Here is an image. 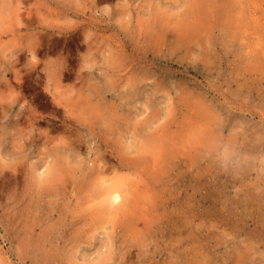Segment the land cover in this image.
<instances>
[{
	"label": "rangeland",
	"instance_id": "1",
	"mask_svg": "<svg viewBox=\"0 0 264 264\" xmlns=\"http://www.w3.org/2000/svg\"><path fill=\"white\" fill-rule=\"evenodd\" d=\"M199 1L215 18L200 33L195 0H0V264H264V0L258 45L226 0ZM223 145L242 168L221 166ZM122 153L146 168L116 173ZM57 155L68 177L48 196ZM111 168L141 211L98 214Z\"/></svg>",
	"mask_w": 264,
	"mask_h": 264
},
{
	"label": "bare ground",
	"instance_id": "2",
	"mask_svg": "<svg viewBox=\"0 0 264 264\" xmlns=\"http://www.w3.org/2000/svg\"><path fill=\"white\" fill-rule=\"evenodd\" d=\"M196 2L195 3H197V4H194L193 5V9H192V11H191V13L193 14V15H195L196 16V22H192V20L191 21H189V22H192V23H194L193 25H195L196 27H200V30H198V28H195L194 27V29H197V32H206L207 30L208 31H210L211 30V28H214L213 27V23L215 22V21H211V20H215V18H212V15L211 14H209L208 13V10L209 9H206V8H204V6L203 5H201L200 4V1L199 0H195ZM201 1H203V0H201ZM211 1V2H210ZM214 1H216V0H214ZM214 1L213 0H209V3H207V4H212V6H211V8L213 7H215V5H217V7L219 6L218 5V1H217V3H214ZM250 1H253V0H226V7H227V10H228V14L229 15H231V19H233L232 20V22H231V24L232 23H234V21L236 22V27H234V29H236V28H239V29H246V31L248 30V28H251L252 30H253V33L254 34H259L260 33V30H258L257 28H256V26H254V24H253V26L252 25H249V19L251 20L252 18H254V15L253 14H251L252 12H251V10L250 11H248V9H250ZM194 2V1H193ZM224 2V1H223ZM192 3V2H191ZM202 3V2H201ZM225 3V2H224ZM224 3H223V5H224ZM200 4V5H199ZM192 5V4H191ZM210 5H209V7H210ZM207 7H208V5H207ZM192 8V7H191ZM253 8V7H252ZM210 11V10H209ZM213 11V10H212ZM249 14L250 13V15L248 16V15H246V14ZM190 14V13H189ZM188 14V15H189ZM223 14H221L220 15V19H222V16ZM252 15V16H251ZM229 18V17H228ZM257 18V19H256ZM256 18H254L255 20H254V23L256 22V21H258V23L260 22L258 19H259V16L258 17H256ZM195 19V18H194ZM185 20V19H184ZM230 20V18L229 19H227V21H229ZM187 20H185L184 21V23L186 22ZM226 21V20H225ZM225 21H223L224 23H225ZM231 21V20H230ZM188 22V25L190 24ZM223 22H220V23H222V24H224ZM251 22H252V20H251ZM210 23H212L211 24V27L209 28L207 25H209ZM185 26H187V24H184ZM191 25V24H190ZM226 25L227 26H232V25H230V23L229 22H226ZM225 27L226 26H224L223 25V28L225 29ZM181 28H183V27H181ZM181 28H179V30L181 29ZM185 28V27H184ZM190 30L189 28H187L186 27V29L185 30ZM178 30V31H179ZM187 30V31H188ZM226 31H228L227 29H225V33H226ZM259 31V32H258ZM177 32V31H176ZM182 32H185V31H181V34H182ZM196 32V33H197ZM236 31H234V33H235ZM187 33V32H186ZM195 33V32H194ZM199 33H197V35L199 34ZM233 33V34H234ZM241 33H242V30H241ZM245 33V32H244ZM252 33V32H251ZM176 34H179L178 32L176 33ZM183 34H185V33H183ZM191 34H193V33H191ZM236 34V33H235ZM186 35V37H187V34H185ZM194 35H196V34H194ZM192 36L193 37V39L195 38V36ZM227 35V34H226ZM262 32L259 34V35H256V37L254 36L252 39L254 40V39H256V40H258V41H253L254 43H255V45L257 44V43H259V41L260 40H262ZM180 36V35H179ZM261 36V37H260ZM185 37V38H186ZM189 37V38H188ZM186 39L184 38V35H183V37L181 36V38H180V43L182 42V40H189V39H192L191 38V35L190 36H188ZM176 38V37H175ZM192 39V40H193ZM177 40V39H176ZM178 41V42H179ZM190 41V40H189ZM188 41H184V43H187ZM193 42V41H192ZM202 42V41H201ZM201 42H199L200 43V45H202L201 44ZM183 43V44H184ZM193 44V43H192ZM191 44V45H192ZM185 45V44H184ZM187 45V44H186ZM199 44H198V46H200ZM252 45V44H251ZM250 45V46H251ZM258 45V44H257ZM260 45V44H259ZM203 46V45H202ZM201 46V47H202ZM192 48H195V46L193 47V46H191ZM201 47H200V49H201ZM204 47V48H203ZM202 48H203V50H201V51H203L204 52V49H205V46H203ZM253 48V47H252ZM251 48V49H252ZM198 48L196 47V49H195V51H198L197 50ZM206 51H207V48H206ZM201 54V53H200ZM207 115H205V117H206ZM209 117V115L206 117V119ZM208 119H210V117L208 118ZM167 133H169V132H167ZM159 134H161V133H159ZM122 135V134H121ZM169 135V134H168ZM116 136V135H115ZM148 136V135H147ZM153 136V135H152ZM151 136V137H152ZM156 137L158 136V135H155ZM155 136L153 137V139H156L155 138ZM159 138L161 137V136H158ZM157 137V139L159 140V142L157 143V141L156 140H153V142H152V140H150V142H152V143H154V141H156L155 142V144H153V146L151 147V149L149 148V147H147L146 145H145V143L143 144L145 147H146V150L148 151L149 149H150V152H152V153H150L151 154V161L152 162H154L155 164H152V163H148L150 166H149V168L150 167H153V166H155V168H156V170L158 169L159 171H157V172H160V174H162L161 172H167V170H168V168L166 167V163H164L165 162V153H163V144H165L164 143V141H165V139L168 141V143L170 142V140H168L167 138L168 137H166L165 139H164V141H163V138H162V140L160 141V139ZM163 137V136H162ZM148 138V137H147ZM150 138V137H149ZM170 138H171V136H170ZM114 139V138H113ZM152 139V138H151ZM172 139V138H171ZM115 140V139H114ZM123 141V140H122ZM121 141V142H122ZM142 141V140H141ZM141 141H139V143L141 142ZM167 141H165L166 143H167ZM102 142V141H101ZM106 142H107V140H106ZM113 142V141H112ZM144 142H146L147 143V141L145 140ZM177 142V141H176ZM176 142H175V144H176ZM141 143H143V141L141 142ZM151 143V144H152ZM104 144V143H103ZM170 144V143H169ZM174 144V145H175ZM179 144V143H178ZM107 145V144H106ZM114 145V144H113ZM120 145H121V143H120ZM124 145H127V143L126 142H124ZM143 145L142 146H140V144L138 145V146H140V147H143ZM172 145H173V142H172ZM173 145V146H174ZM110 146V145H109ZM111 146H112V144H111ZM165 146H166V144H165ZM167 146H169L168 144H167ZM171 146V145H170ZM106 147V146H105ZM122 147V146H121ZM175 147V146H174ZM110 148V147H109ZM119 148H120V146H119ZM149 148V149H148ZM166 148H168V150H169V147H165V149ZM173 148V147H172ZM98 149V148H97ZM106 149V148H105ZM116 149V148H115ZM121 149L122 148H120L118 151V153H120V151H121ZM171 149V148H170ZM174 149V148H173ZM110 150H111V148H110ZM144 151H145V153L147 152L145 149H143ZM175 150H176V148H175ZM166 151H167V149H166ZM165 151V152H166ZM122 152V151H121ZM123 152H124V148H123ZM172 152V151H171ZM173 152H175V151H173ZM172 152V153H173ZM112 153V152H111ZM114 153V152H113ZM112 153V154H113ZM141 154V157H142V152H140ZM144 153V152H143ZM171 153V154H172ZM98 154V153H97ZM123 154V153H122ZM127 154V153H126ZM131 155H132V153H130ZM59 155V154H58ZM58 155H57V160L56 161H59V163L58 164H60V162L62 161H60V160H58V159H60V158H58ZM101 155V154H100ZM116 155V154H115ZM118 155V159L117 160H115L114 159V157H113V159L115 160V163L113 164V162H111V165L110 164H108V167L109 166H113V167H115V168H113V170L115 171L116 170V166L118 165L119 166V168L121 167V171H123L122 169L124 168V167H129V169L131 170V171H136V168H144L145 166L143 165V166H141L142 164H143V160L141 161V159L139 158V159H137V160H135V159H130V158H132V157H130V158H128L127 156H125L124 154L123 155H119V154H117ZM116 155V156H117ZM128 155H129V153H128ZM145 156L146 155H148V153L147 154H144ZM167 155H168V153H167ZM60 156H61V154H60ZM102 156H103V151H102ZM101 156V158H103ZM105 156V155H104ZM135 156H137V158H138V155H135ZM149 156V155H148ZM64 157V156H63ZM95 157H97V156H95ZM133 157H134V155H133ZM144 157V156H143ZM168 157V156H167ZM65 158V157H64ZM135 158V157H134ZM192 158V160H193V157H191ZM143 159H145V157L143 158ZM170 159H172V158H170ZM65 160H67L66 158H65ZM97 160V159H96ZM108 160V159H107ZM146 160V159H145ZM150 160V159H149ZM55 161V160H54ZM53 161V167H49V168H47V170H46V172H44V176L42 177V179H41V181L42 182H46L47 183V185H46V188L44 187V189H47V192L49 191H53V189H55L57 186H58V184L61 182V181H63L64 179H63V177H65L66 178V176H67V172H68V168H64V165H61L60 164V166L61 167H59L58 165L57 166H55L56 165V162H54ZM69 161H70V159H69ZM68 161V162H69ZM109 161H111V160H109ZM64 162V161H63ZM96 162V161H95ZM94 162V163H95ZM98 162H99V160H98ZM172 161H169V163H171ZM62 163V162H61ZM66 163V162H65ZM106 163V162H105ZM103 164V165H106V164ZM109 163V162H108ZM63 164V163H62ZM96 164H98L99 165V163H96ZM152 164V165H151ZM191 164V163H190ZM51 165V164H50ZM52 166V165H51ZM66 166H69V165H66ZM92 166H93V164H92ZM136 166H138V167H136ZM141 166V167H140ZM99 167H100V165H99ZM98 166H97V168H99ZM104 167V166H103ZM64 168V169H63ZM76 168V167H75ZM146 168V167H145ZM154 168V167H153ZM71 169L73 170L74 168L73 167H71ZM70 169V170H71ZM101 169L103 170V169H105V168H102V166H101ZM129 169H128V171H129ZM165 169H166V171H165ZM91 170V169H90ZM126 170V169H125ZM164 170V171H163ZM74 171V170H73ZM77 171V170H76ZM89 171V170H88ZM92 171V170H91ZM114 171H112V168H111V172L110 173H112V175L110 176V178H108L109 176L107 175V173H106V171H104V173L108 176H106L104 173H102V175H104V176H106V179L104 178V176H102L103 177V179H105L104 180V182L105 183H107V181H108V185L106 186V190H104L105 192H104V195H105V197L104 198H102L101 199V201H100V198H99V202L102 204H100V203H98V204H100L101 206L98 208L97 207V212H98V214L100 213H107V214H116L117 215V211H118V213L119 212H121V211H128L127 210V207L126 206H129V202L131 203L132 201H131V197H130V195L129 194H131V192H133L134 190H132V188H130L132 191L129 193V188L127 187L128 186V183H127V190H125L124 191V186H122V181L121 180H123L121 177H122V175H120V176H117L116 174H115V172ZM117 172L116 173H118V171L119 170H116ZM133 171V172H134ZM140 171V170H139ZM148 171H150V170H148ZM155 171V170H154ZM169 171V170H168ZM71 172V171H70ZM98 172V171H97ZM103 172V171H102ZM133 172H131V173H133ZM142 172V171H141ZM156 172V173H157ZM94 173V172H93ZM96 173V172H95ZM150 173H152V175H155V174H153V172L152 171H150ZM70 174V173H69ZM71 174H73L72 172H71ZM116 175V177H113V175ZM137 174V173H136ZM139 174V175H138ZM137 174V176L136 177H138V176H140V175H143L142 173L140 174V173H138ZM97 176H99L100 175V172H99V175H98V173L96 174ZM133 175H134V173H133ZM151 174H149V176H150ZM162 175H164V174H162ZM70 176H74V174L73 175H70ZM132 176V175H131ZM68 177V176H67ZM94 177H96V176H94ZM101 177V176H100ZM111 177H113V178H111ZM120 177V179H118ZM135 177V176H134ZM153 177V176H152ZM160 177V176H159ZM158 177V178H159ZM97 178V177H96ZM116 178V179H115ZM150 178V177H149ZM69 179V178H68ZM72 179H74V177H72ZM110 179H111V181H110ZM118 179V180H117ZM127 178H125L124 180H126ZM137 179V178H136ZM138 179H139V177H138ZM161 179V178H160ZM67 180V179H66ZM120 180V181H119ZM135 180V179H134ZM103 180H101V182H102ZM110 181V182H109ZM128 181V180H127ZM126 181V182H127ZM44 182V183H45ZM66 182V181H65ZM100 182V183H101ZM63 183V182H62ZM64 184V183H63ZM66 184V183H65ZM64 184V185H65ZM124 185H125V181H124V183H123ZM139 184V183H138ZM148 184V183H147ZM146 184V185H147ZM105 185H103V187H104ZM131 187H134V186H132V185H130ZM129 186V187H130ZM137 188V187H136ZM143 188V187H142ZM73 189V188H72ZM55 191V190H54ZM46 192V193H47ZM49 192H48V196L50 195L49 194ZM71 192V191H70ZM78 193V192H77ZM129 193V194H128ZM133 193H135V192H133ZM101 194H103V192L101 193ZM140 195H141V193H139ZM137 197L139 196L138 195V193H137V195H136ZM142 196V195H141ZM134 198L133 199H135V195L133 196ZM136 197V198H137ZM96 198V197H95ZM139 198H141L140 196L138 197V199ZM132 199V200H133ZM135 199V201H133V202H135V204L136 203H138V204H142V203H139L141 200L139 199ZM95 200H98V199H95ZM92 201V200H91ZM138 201V202H137ZM89 202V201H88ZM93 203V202H92ZM94 204V203H93ZM95 204H96V202H95ZM98 204H96V206L98 205ZM135 204H133V206L135 205ZM137 204V206L135 205V207H137L138 208V206H140V205H138ZM96 206H95V208H96ZM132 206V205H131ZM132 206V207H133ZM141 206H143L144 207V205L142 204ZM140 206V208H142ZM130 207V206H129ZM132 207H130V209L132 208ZM134 207V208H135ZM88 208H91L90 206L88 207ZM94 208V209H95ZM136 208V209H137ZM140 208H138L140 211H141V209ZM151 210L153 209V211H154V208H151V207H149ZM93 209V208H92ZM91 209V210H92ZM93 209V210H94ZM96 210H94V211H92L93 213L92 214H94V215H96ZM132 210H133V208H132ZM144 210H146L145 212H143ZM155 210H156V208H155ZM116 211V212H115ZM143 213H146V212H148V210L147 209H143ZM153 211H151V212H149V215H151L150 213H152ZM129 212V211H128ZM134 212H135V214H136V211H132L131 213L132 214H134ZM137 212H138V210H137ZM91 213V212H90ZM122 213V212H121ZM123 213H125V212H123ZM138 213H140V212H138ZM137 213V214H138ZM104 214V215H105ZM134 214V215H135ZM154 214V213H153ZM152 214V215H153ZM91 215V214H90ZM93 215V216H94ZM109 215H106L105 217H109ZM116 215H114V216H116ZM127 215V214H126ZM130 215V214H129ZM160 215H161V213H160ZM110 216H112V215H110ZM114 216H112V217H114ZM120 216V215H119ZM138 216H139V214H138ZM153 216H155V218H156V215H153ZM152 216V217H153ZM158 216V215H157ZM96 217V216H95ZM100 217V216H99ZM105 217H103V219L105 218ZM111 217V219H114V218H112ZM124 217V216H123ZM149 217V216H148ZM147 217V218H148ZM100 218H102V217H100ZM127 218V217H126ZM131 217H129V218H127V219H130ZM134 218V217H133ZM137 218V217H136ZM140 218H142L143 219V217L142 216H140ZM154 218V219H155ZM117 219H119V218H117ZM122 219V218H121ZM146 219V218H145ZM149 219L151 220V218L149 217ZM153 219V220H154ZM153 220H151V221H153ZM117 221V220H116ZM119 221V220H118ZM123 221H125V219L123 220ZM131 221H133L134 222V219L133 220H128V221H126L127 222V224L128 225H126L127 227H130V226H132L133 225V228H136L135 227V225L137 226V223H135V225L134 224H132L131 225ZM140 221H143V223L142 224H145L146 225V222L144 223V221H147V220H141L140 219ZM139 221V222H140ZM148 222V221H147ZM119 224H121V223H119ZM130 224V225H129ZM141 224V223H140ZM141 224V225H142ZM151 223H150V221H149V223L147 224V226H149ZM114 225V224H113ZM141 225H139V227L141 226ZM145 225H143V226H145ZM115 226V225H114ZM146 226V227H147ZM139 227H138V229H139ZM151 227H153V226H151ZM124 228V227H123ZM130 228H132V227H130ZM144 228V227H143ZM120 229H121V227H120ZM125 229V228H124ZM145 229V228H144ZM148 228H146L145 230H147ZM149 229H150V227H149ZM152 229V228H151ZM136 230H137V228H136ZM140 230H142V228L140 227ZM144 230V231H145ZM138 231V230H137Z\"/></svg>",
	"mask_w": 264,
	"mask_h": 264
},
{
	"label": "clouds",
	"instance_id": "3",
	"mask_svg": "<svg viewBox=\"0 0 264 264\" xmlns=\"http://www.w3.org/2000/svg\"><path fill=\"white\" fill-rule=\"evenodd\" d=\"M243 128V125L241 126ZM6 131V129H5ZM4 133L0 132V136ZM10 158V157H9ZM218 159L221 162V166L226 169H239L242 168L245 161L248 159L246 155L238 154L231 146L223 145L218 151ZM3 160L0 159V164Z\"/></svg>",
	"mask_w": 264,
	"mask_h": 264
}]
</instances>
